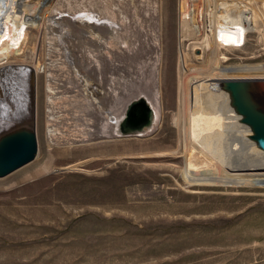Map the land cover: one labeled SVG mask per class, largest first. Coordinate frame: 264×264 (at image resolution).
<instances>
[{
  "label": "rangeland",
  "instance_id": "1",
  "mask_svg": "<svg viewBox=\"0 0 264 264\" xmlns=\"http://www.w3.org/2000/svg\"><path fill=\"white\" fill-rule=\"evenodd\" d=\"M178 3L50 0L39 30L23 25L0 67L39 65L36 151L0 177V264H264V186L195 185L182 171L178 50L189 59L200 39L179 41ZM205 5L184 3L201 29ZM247 31L225 60L264 65V15ZM247 132L234 131V152L264 161ZM211 135L220 144V126Z\"/></svg>",
  "mask_w": 264,
  "mask_h": 264
},
{
  "label": "bare ground",
  "instance_id": "2",
  "mask_svg": "<svg viewBox=\"0 0 264 264\" xmlns=\"http://www.w3.org/2000/svg\"><path fill=\"white\" fill-rule=\"evenodd\" d=\"M49 1L31 0L22 3L20 0H0L1 61L5 59V55H16L14 52L18 53L27 40L23 25L39 30ZM204 1L206 20L203 29L202 26L195 24L193 15H188L184 8L185 0H179L178 3L179 41L184 36L192 39L197 36L200 39V42L198 40L191 45L192 52L189 58L191 63H187L189 53L186 50L182 51V48L178 50L177 68L182 76L177 81L175 122L183 158L182 171L183 174L194 175L193 177L185 174L190 179L189 183L195 185L264 186V161L246 163L234 152V131L244 126L236 121V116L227 108L225 94L218 89V83L221 81H243L250 99L264 109V65L228 63L222 53V50L238 49L243 45L248 28L256 26L257 18L264 15V10L255 12V8L252 10L242 5L239 0ZM262 2L264 7V0ZM21 9L27 13L23 24L19 22L21 19L14 18L15 13ZM91 40L97 42L95 39ZM107 41L110 42L109 39ZM101 43L105 45L102 41L97 43L98 46H101ZM63 61L68 63L66 57ZM38 68V64L0 67V131L14 124L10 120L14 115L12 110L15 101L19 98V96L13 98V94L17 95L15 89L31 80L34 90L33 131H35V73L38 72ZM250 89L255 93L249 92ZM28 105L29 102L27 107ZM2 116L7 118L2 119ZM132 123L139 127L146 122L142 117L132 120ZM219 126L221 142L217 144L211 131ZM181 133H184L183 142Z\"/></svg>",
  "mask_w": 264,
  "mask_h": 264
},
{
  "label": "water",
  "instance_id": "3",
  "mask_svg": "<svg viewBox=\"0 0 264 264\" xmlns=\"http://www.w3.org/2000/svg\"><path fill=\"white\" fill-rule=\"evenodd\" d=\"M218 89L227 99V108L236 116V121L247 129L246 139L264 156V109L248 95L246 84L240 80L221 81ZM13 94L15 101L14 124L0 132V177L12 172L33 159L36 151L33 131V81L21 84ZM29 105L27 107V104ZM3 118H7L2 116Z\"/></svg>",
  "mask_w": 264,
  "mask_h": 264
},
{
  "label": "crops",
  "instance_id": "4",
  "mask_svg": "<svg viewBox=\"0 0 264 264\" xmlns=\"http://www.w3.org/2000/svg\"><path fill=\"white\" fill-rule=\"evenodd\" d=\"M59 36H60V35H59ZM71 56H72V55L70 54L69 51L67 52V54H65V57L67 58L68 63H69V57H70V59H71ZM93 59L95 60V63H96V62H97L96 59H95V58H93ZM70 61H71V60H70ZM71 62H72V61H71ZM97 65H98V63H97ZM98 66H99V68H102L101 64H99ZM99 68H98V69H99ZM96 82H97V81H96ZM138 103H139V100H138L137 102H133V104H132L131 106H133V107L135 108V107L137 106ZM131 106H130V107H131ZM145 110H146V109H145ZM142 112H143V111H142ZM138 113H139V111H137V115H138ZM112 115H113V113H112ZM147 115H148V114H147ZM140 116H141V117L143 116L141 112H140ZM126 118H127V115H126L125 119H126ZM125 119H124V120H125ZM111 120H112V119H111ZM111 120H110V121H111ZM113 122H114V120L111 122L112 125H113ZM117 130H118V129H117Z\"/></svg>",
  "mask_w": 264,
  "mask_h": 264
}]
</instances>
